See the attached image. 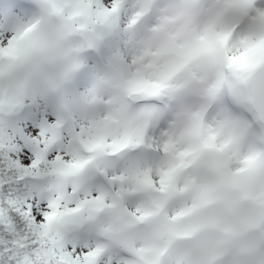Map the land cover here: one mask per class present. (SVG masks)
I'll return each instance as SVG.
<instances>
[{
    "label": "snow or ice",
    "instance_id": "1",
    "mask_svg": "<svg viewBox=\"0 0 264 264\" xmlns=\"http://www.w3.org/2000/svg\"><path fill=\"white\" fill-rule=\"evenodd\" d=\"M0 264H264V0H0Z\"/></svg>",
    "mask_w": 264,
    "mask_h": 264
}]
</instances>
